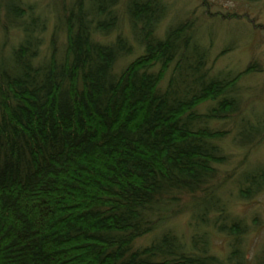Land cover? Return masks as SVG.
Instances as JSON below:
<instances>
[{
	"label": "trees",
	"instance_id": "1",
	"mask_svg": "<svg viewBox=\"0 0 264 264\" xmlns=\"http://www.w3.org/2000/svg\"><path fill=\"white\" fill-rule=\"evenodd\" d=\"M2 2L0 264H248L216 183L238 77L211 73L193 19L159 32L165 0ZM237 180L253 198L264 165ZM187 209L185 238L166 223Z\"/></svg>",
	"mask_w": 264,
	"mask_h": 264
},
{
	"label": "rangeland",
	"instance_id": "2",
	"mask_svg": "<svg viewBox=\"0 0 264 264\" xmlns=\"http://www.w3.org/2000/svg\"><path fill=\"white\" fill-rule=\"evenodd\" d=\"M42 1L53 8L58 0ZM167 11L159 25V32L169 24L192 18L195 32L207 54L211 73L237 75L236 91L239 112L234 119L216 124L226 134L221 140L226 160L221 165L216 183L220 190L221 203L229 217L241 219L247 230L241 237L248 264L257 254L264 255V191L251 199L241 200L236 196V181L243 173L264 165V0H165ZM0 0V53L6 52L16 41L13 29L7 32L2 27L3 6ZM38 11L45 16L52 14L43 4ZM48 32L53 20L49 17ZM201 49V48H200ZM121 65V64H118ZM249 66V67H248ZM169 72L166 74L167 78ZM207 102L200 105L203 110ZM248 120V125L238 117ZM250 126V127H249ZM186 197L181 202L185 205ZM190 211L183 210L168 220L166 227L187 238L193 230ZM164 228V226H163ZM209 229V228H208ZM207 229V230H208ZM147 237L138 241L146 242ZM211 252L218 257L228 249L227 237L209 230Z\"/></svg>",
	"mask_w": 264,
	"mask_h": 264
}]
</instances>
